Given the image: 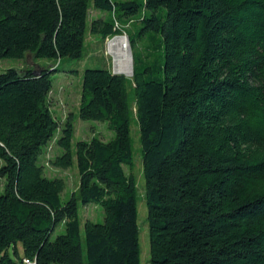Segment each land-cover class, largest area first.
Instances as JSON below:
<instances>
[{"label": "trees", "instance_id": "1", "mask_svg": "<svg viewBox=\"0 0 264 264\" xmlns=\"http://www.w3.org/2000/svg\"><path fill=\"white\" fill-rule=\"evenodd\" d=\"M93 8L108 18L90 23ZM141 11L137 37L159 42L164 63L151 51L132 79L86 69L78 117L115 135L73 147L74 121L61 126L51 110L53 74L85 57L89 32L121 35ZM29 53L59 64L0 74V264H23L18 245L37 264H141L137 184L124 169L133 121L150 264H264V0H0V59ZM54 140L52 165L76 164L80 177L67 201L40 163ZM80 205L101 207L104 222L82 232Z\"/></svg>", "mask_w": 264, "mask_h": 264}, {"label": "rangeland", "instance_id": "2", "mask_svg": "<svg viewBox=\"0 0 264 264\" xmlns=\"http://www.w3.org/2000/svg\"><path fill=\"white\" fill-rule=\"evenodd\" d=\"M143 12H139L132 19L125 20L122 28L121 35H115L113 37L103 40L99 34H93L89 32L86 41L85 57L82 60H69L64 59L60 70L65 71L61 73H54V88L50 96L51 110L56 118L60 122V125L68 119L74 121L75 136L73 139V147L79 141H90L94 137L108 142L114 138V132H112L108 126V123L94 122V121H82L79 117V110L82 99V82L83 75L86 69H108L112 72L114 68V57L109 50V44L117 38H127L131 56L132 64L137 69L142 66L141 60L150 54V56L156 58L160 64L164 63V47L159 43H154L152 48L149 46L147 39L142 37L138 39L137 33L141 29V18ZM97 18L106 20L108 18L107 13H102L96 9L90 11V23ZM90 25V24H89ZM129 37L133 41L131 46ZM59 62L50 61L47 59H36L33 54L29 53L24 59H0V74L6 72L8 69H17L19 71L25 69H48L52 68ZM73 71V72H72ZM134 71V70H133ZM116 72V71H115ZM122 75V74H120ZM133 77V76H132ZM128 78V79H132ZM60 135L57 136V139ZM131 137L133 140V154L134 164L132 168L125 167V172L128 176H132L137 184L138 192V223L141 230L140 245H141V264H150V234L148 223V208L146 201V179L144 177L142 149L140 141V128L137 121H133L131 125ZM57 140H54L46 149L45 154L40 158V163L45 166V172L49 178H62L66 183V189L62 194L64 201L70 199L71 194L75 192L79 187V173L77 165L71 169H59L52 165L51 160L55 159L62 153V150L58 147ZM2 162L0 161V167ZM4 181L0 180V191L3 190ZM80 217L82 220V232H84V224L86 221L92 222H104V210L101 207L95 205L82 206L80 205ZM64 232V227L57 228L53 239L59 234ZM18 250L23 259L26 257L23 254L22 246L18 245ZM13 256V249L9 250Z\"/></svg>", "mask_w": 264, "mask_h": 264}, {"label": "bare ground", "instance_id": "3", "mask_svg": "<svg viewBox=\"0 0 264 264\" xmlns=\"http://www.w3.org/2000/svg\"><path fill=\"white\" fill-rule=\"evenodd\" d=\"M109 50L114 57V68L119 74L131 78L133 76L132 56L127 38H117L109 44Z\"/></svg>", "mask_w": 264, "mask_h": 264}, {"label": "built area", "instance_id": "4", "mask_svg": "<svg viewBox=\"0 0 264 264\" xmlns=\"http://www.w3.org/2000/svg\"><path fill=\"white\" fill-rule=\"evenodd\" d=\"M23 264H37L36 260H30L28 258L23 259Z\"/></svg>", "mask_w": 264, "mask_h": 264}, {"label": "water", "instance_id": "5", "mask_svg": "<svg viewBox=\"0 0 264 264\" xmlns=\"http://www.w3.org/2000/svg\"><path fill=\"white\" fill-rule=\"evenodd\" d=\"M113 74L120 75L119 73H117V72H115V71L113 72Z\"/></svg>", "mask_w": 264, "mask_h": 264}]
</instances>
